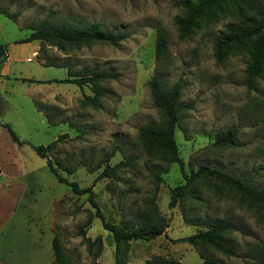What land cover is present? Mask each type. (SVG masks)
Listing matches in <instances>:
<instances>
[{
	"label": "rangeland",
	"instance_id": "rangeland-1",
	"mask_svg": "<svg viewBox=\"0 0 264 264\" xmlns=\"http://www.w3.org/2000/svg\"><path fill=\"white\" fill-rule=\"evenodd\" d=\"M177 1L0 0V41L7 47L0 63V223L57 234L66 264H113V239L98 217L85 225L93 212L86 195L58 182L33 148L52 141L46 154L53 166L80 186H91L106 220L117 225L135 221L149 198L168 219L165 234L129 241L128 264H145L154 255L200 263L203 259L188 242L173 239L205 229L204 220L215 218L235 225L224 239L236 253L202 249L213 264H264V224L253 207L219 183L216 188L205 181H194L170 207L172 187L185 182L182 172L176 162L167 164L146 154L137 141L140 125L159 120L149 79L158 76L165 88L180 79L179 102L190 103L180 111L175 129L185 172L214 166L264 186V70L249 86L246 50L220 62L214 58V39L231 23L229 17L200 24L179 39L173 22L180 13ZM46 17L76 26L99 23L126 37L115 45L68 50L39 40L18 42L29 34L31 23ZM159 30L166 34L167 48L156 58ZM100 69L116 77L100 84L103 94L97 108L81 103L85 95L94 94L91 84L47 81L68 77V70ZM1 124H8L24 143H14ZM230 127L237 129L236 143L215 146V136ZM118 163L111 174L100 175ZM98 235L102 248L96 255L97 243L88 248L83 238Z\"/></svg>",
	"mask_w": 264,
	"mask_h": 264
},
{
	"label": "trees",
	"instance_id": "trees-1",
	"mask_svg": "<svg viewBox=\"0 0 264 264\" xmlns=\"http://www.w3.org/2000/svg\"><path fill=\"white\" fill-rule=\"evenodd\" d=\"M180 13L174 18V25L179 39L187 38L200 24L218 21L223 17H229L231 23L219 32L213 42V56L216 61L224 60L229 54L246 50L248 63L245 70V82L252 85L254 80L264 70V0H178ZM1 12L11 18L15 14H9L6 10ZM30 32L27 36L19 39L18 42H29L39 40L43 44L53 45L61 50L91 46L93 44H117L126 37L125 33H116L107 30L99 23H92L86 26L62 24L43 18L38 23H31ZM167 48V37L164 31L159 30L155 41L154 51L156 58L165 55ZM6 44L0 41V63L6 56ZM68 77L62 79H49L66 83H89L94 91L93 95H85L81 99L83 105L97 108L100 104V96L103 90L100 84L106 80L116 77L109 70H92L82 73H72L68 70ZM148 87L152 103L159 112V120L156 123H147L137 128V141L144 152L167 164L176 162L184 177L183 184L172 187L168 205L174 206L177 201L187 194L190 184L194 181H205L214 187L224 186L233 194H236L242 201L253 207L259 220L264 224V186H259L251 181L236 176L228 171L221 170L214 166L201 165L195 171L187 174L184 170V162L179 154L175 139V129L180 118V111L189 107L190 103H180L182 81L173 82L170 87L165 88L156 75L148 81ZM5 126L14 143L21 145L20 140L8 124ZM237 129L230 127L219 132L214 138V145L219 147L232 146L236 143ZM52 141L47 146L34 145L33 148L38 155L45 158L48 169L53 173L58 182L70 187L75 194H85L86 199L93 209L89 212L85 225H88L92 217H98L104 229L111 233L113 239V264H126V252L130 240L142 239L152 240L155 237L165 234L168 226V219L160 213L154 198L144 202L141 215L133 222L124 225H117L106 220L95 199V193L91 186H80L76 181L64 177L55 166L52 160L47 157L46 150L54 144ZM64 169L61 161L58 162ZM106 166L100 175H109L118 167ZM156 177H159L156 174ZM216 183H219L218 185ZM205 229H198L194 233L175 238L173 241L188 242L203 259L198 264H213L202 249H211L221 254L235 255L234 248L224 239L225 236L236 229L235 225L227 218H215L206 222ZM88 248L97 243L96 255L100 254L102 240L98 235L94 240L84 237ZM54 254L53 264H66V253L61 244L60 238L54 234L52 239ZM145 264H184L177 259L154 255L145 259Z\"/></svg>",
	"mask_w": 264,
	"mask_h": 264
},
{
	"label": "crops",
	"instance_id": "crops-1",
	"mask_svg": "<svg viewBox=\"0 0 264 264\" xmlns=\"http://www.w3.org/2000/svg\"><path fill=\"white\" fill-rule=\"evenodd\" d=\"M6 223H0V264H53V233L42 227L13 229Z\"/></svg>",
	"mask_w": 264,
	"mask_h": 264
}]
</instances>
